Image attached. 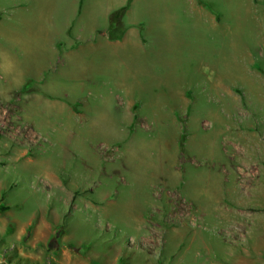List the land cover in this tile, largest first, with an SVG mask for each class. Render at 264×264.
Returning a JSON list of instances; mask_svg holds the SVG:
<instances>
[{"label": "rangeland", "instance_id": "374dc122", "mask_svg": "<svg viewBox=\"0 0 264 264\" xmlns=\"http://www.w3.org/2000/svg\"><path fill=\"white\" fill-rule=\"evenodd\" d=\"M212 1L187 3L179 40L186 48L197 18L210 21L203 45L226 40L221 63L209 49L196 52L197 42L182 54L138 55L184 78L181 105L162 99L177 125L175 180L133 147L138 136L168 135L149 113L159 93H175L171 85L154 87L145 70L140 86L154 93L146 100L109 70L89 78L57 66L11 79L0 52V264H264V0ZM236 5L243 10L231 19ZM176 53L182 61L173 62ZM168 54L171 62L162 60ZM43 100L56 104L53 116ZM107 121L121 126L112 139L101 134ZM118 204L130 208L126 221L113 211Z\"/></svg>", "mask_w": 264, "mask_h": 264}, {"label": "crops", "instance_id": "0c3cea01", "mask_svg": "<svg viewBox=\"0 0 264 264\" xmlns=\"http://www.w3.org/2000/svg\"><path fill=\"white\" fill-rule=\"evenodd\" d=\"M189 1L192 0H131L115 24L112 13L126 6L129 0H12L11 5L0 0V15H8L0 22V37L17 33L35 37L42 57L29 74L43 77L50 68L60 66L66 76L70 70L77 75L80 68L90 78L102 75L101 70L92 68L123 65V58L118 55L124 54L132 40L135 42L130 50H137L144 58H149L150 53L172 50L173 30L182 29L179 20L181 15H188ZM111 30L122 37L111 39ZM143 37H147V44ZM8 46L7 43L0 46V52L15 66L24 53L21 47L11 50ZM109 54L115 57L111 63H108ZM55 75L48 73V83L54 81Z\"/></svg>", "mask_w": 264, "mask_h": 264}, {"label": "bare ground", "instance_id": "6f19581e", "mask_svg": "<svg viewBox=\"0 0 264 264\" xmlns=\"http://www.w3.org/2000/svg\"><path fill=\"white\" fill-rule=\"evenodd\" d=\"M237 4V3H236ZM240 6V7H239ZM229 13L231 15V19H236L235 13H239L240 11L243 10V7L241 5H236L234 8H232ZM207 20H202L197 18V27L194 30V33L188 36H196V40L188 39L186 41V48L187 50L191 49L189 48L191 45L194 46V44L197 42L198 45L196 46V52L198 48L202 49H209L211 50V54L213 58L217 59L218 63H221L223 58H225V54L223 56V53L227 51V46H226V40L224 41L225 45L221 46L220 48H216V46L213 45H203V33L202 29L204 26V23H206ZM208 23L210 21H207ZM2 31V28L0 27V32ZM184 34V33H183ZM182 34V29H175L173 30V40H172V46L173 49L171 50V53H173L175 50L179 52V54H182V51H185L186 48H184V45L181 44V41L179 39L183 38ZM239 34H237L238 36ZM5 41L2 42L0 40V46H4L6 43L11 47L12 49H17L20 48L22 49L24 55L23 59L20 62L15 61V66H13V71L11 73V79L17 78L19 76H22L24 74H29L30 72L32 73L34 65H37L38 61L42 57V49L40 48V44L38 41L35 39V37L31 36H24L20 35L19 33L17 34H10L5 37ZM233 41V36H231V43ZM135 40L130 42L131 46L134 44ZM196 45V44H195ZM131 46H127V48L124 49V54L123 55H118V58L121 56L123 58V65L121 66H111L108 65L107 67H98V68H92L93 70H101L102 74H105L107 70H109V74L116 78H122L123 80H131V84L134 86L130 88V92L133 95H141L146 98V100H149V96L153 97L154 93L150 92V89L147 87H141L140 83L143 82L141 81V75L143 72L146 70V73H152L153 79L152 82H149V84H154V87L160 86V85H171L172 90L175 92L174 94L169 93H159L160 97L158 98V102L155 104H152V110L149 113L150 117L154 120L156 124L161 126L162 128L167 129V134L168 135H163V138L161 136V139L159 140H148L144 136H138L136 139V142H133V147L138 148L139 151H141L143 154H146V158H150L154 161L155 163V170L157 174H164L168 177H170L172 180H175L177 178V171H176V165H177V159L178 155L176 152L175 148V135L177 134V125L175 124L174 121L169 120L170 118V110L167 109L169 104H171L168 100L164 101L162 99L164 98H172V100L175 101V105L171 104L172 106H177L181 105L183 101H179V91L182 89V84H180V78L181 75L179 73L177 74H170L168 71L162 72L160 70L167 69L168 66H163L162 63H156L153 65H147L143 61L138 60V55H141L140 52H137V50H130ZM201 46V47H200ZM174 54H168L167 57L163 56V59L169 60L167 62H171L173 59ZM178 56L175 58L173 62H179L182 61L179 57V55L176 53ZM15 56V55H14ZM16 57V56H15ZM115 57L112 54H109L108 58V63H111V59ZM17 59V58H16ZM135 59V60H134ZM17 64L20 66H17ZM230 65V63H228ZM160 66V67H158ZM219 67V66H217ZM160 69V70H159ZM219 68L218 70H220ZM35 70V69H34ZM82 70L78 72V75H82ZM216 70L213 71V74H216ZM222 72L219 74L221 75ZM84 75V72H83ZM85 76V75H84ZM95 76V75H94ZM175 78H177L175 80ZM184 81V78H182ZM179 81V82H178ZM12 84H15V82H12ZM177 84V85H176ZM50 88L53 90L55 89L53 82H50ZM180 89V90H179ZM178 90V92H177ZM67 91L72 95L73 89L72 87L67 88ZM139 94V95H138ZM148 97V98H147ZM176 99V100H175ZM36 101L41 102V99H36ZM178 101V102H177ZM43 105L48 107V110L51 111V115H54V111L57 108L56 104L45 101L43 100ZM167 123H170L169 125ZM101 126V134L107 138V139H112L117 136V133L120 131V123L118 121H107L99 124ZM69 135L62 136L60 135L59 139L61 141H66L68 139ZM77 142V139L76 141ZM80 142V138H79ZM132 164L134 165L135 163V157H131ZM141 181L137 180V183L140 184ZM143 184V183H141ZM115 214L121 218L124 219L125 221L131 217V211L129 207H126L123 204H118L115 209L113 210Z\"/></svg>", "mask_w": 264, "mask_h": 264}, {"label": "trees", "instance_id": "16d2710c", "mask_svg": "<svg viewBox=\"0 0 264 264\" xmlns=\"http://www.w3.org/2000/svg\"><path fill=\"white\" fill-rule=\"evenodd\" d=\"M130 2H131V0H129V3L126 6H124L122 9L115 10L112 13V21L113 22L115 21V24H118L117 23L118 19L122 18V15L126 12L127 8L130 5ZM199 2L201 4L208 5V3H206L204 0H199ZM109 36H110L111 39H120L122 37V34L119 33V32L115 33L113 30H111ZM185 140H186V134L183 133L182 138H181V144L182 145L184 144ZM0 209L1 210H4L5 209V206L3 204H1L0 205ZM55 241H56V237L55 236H52L50 238V240H49V246H52L53 247L55 245ZM66 246H67V248H69L74 253H80V254H82L84 252L82 245L78 246V245H76L73 242H69Z\"/></svg>", "mask_w": 264, "mask_h": 264}]
</instances>
